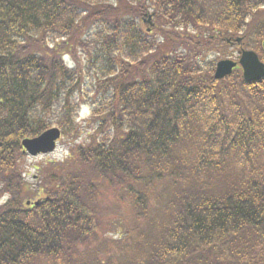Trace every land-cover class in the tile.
<instances>
[{
    "label": "trees",
    "instance_id": "1",
    "mask_svg": "<svg viewBox=\"0 0 264 264\" xmlns=\"http://www.w3.org/2000/svg\"><path fill=\"white\" fill-rule=\"evenodd\" d=\"M236 36L264 64V0H0V264H114L91 250L100 185L133 233L167 210L162 240H106L117 264H264V78L213 80ZM82 106L85 144L27 183L21 141H78Z\"/></svg>",
    "mask_w": 264,
    "mask_h": 264
},
{
    "label": "rangeland",
    "instance_id": "2",
    "mask_svg": "<svg viewBox=\"0 0 264 264\" xmlns=\"http://www.w3.org/2000/svg\"><path fill=\"white\" fill-rule=\"evenodd\" d=\"M51 48V46L48 47V49ZM60 48L61 47H58V49ZM234 54L235 52H226L223 55L227 57H233ZM81 132L82 136L78 141H75L73 137L70 136H62L57 143L55 152L50 155L35 158L25 156L23 160V167L25 168L24 180L27 181L30 185H34L35 180L42 167H46L49 169L54 167L56 169H60V165L68 160L70 147L78 143L85 144L84 139L87 138L90 129L86 125H83V127L81 128ZM98 190L99 196L97 197V203L99 204L100 209L103 211V214L100 217L98 238L97 241L91 246V250H101L102 256H111V262L117 264L118 261L121 260L123 255L120 252V247L113 243H108L106 240H119L131 236L134 240L147 238V240L155 243L158 239H161V237L157 235H159V231L162 226L158 223H155V225L154 220L161 214H166L165 211L167 210L165 206H163L161 203L156 204L154 200H151L150 210L147 213V215L152 217L153 221L151 234L146 229H142V232L137 234L131 232V230L134 229L137 224L140 225L142 223L139 220L134 219L132 216V198L124 192H114L112 189L106 188L101 185L98 187ZM164 222L166 224V220H164ZM104 243L105 246L101 248ZM128 249L132 250L130 246L128 247ZM115 257L120 258L115 260Z\"/></svg>",
    "mask_w": 264,
    "mask_h": 264
},
{
    "label": "water",
    "instance_id": "3",
    "mask_svg": "<svg viewBox=\"0 0 264 264\" xmlns=\"http://www.w3.org/2000/svg\"><path fill=\"white\" fill-rule=\"evenodd\" d=\"M239 64L243 69V78L245 81H258L264 75V68L258 62L257 57L251 53H242ZM235 64L230 61H223L217 64L215 78L222 79L231 73ZM60 132L58 129H50L42 133L37 138L22 141V146L32 156L39 153H49L55 148V141L59 138Z\"/></svg>",
    "mask_w": 264,
    "mask_h": 264
}]
</instances>
